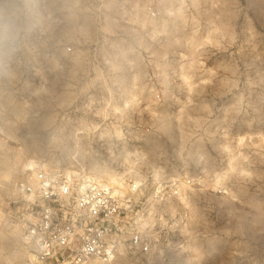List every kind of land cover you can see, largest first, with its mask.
<instances>
[{"label":"rangeland","instance_id":"374dc122","mask_svg":"<svg viewBox=\"0 0 264 264\" xmlns=\"http://www.w3.org/2000/svg\"><path fill=\"white\" fill-rule=\"evenodd\" d=\"M28 159L144 185L154 247L105 264H264V0H0V264Z\"/></svg>","mask_w":264,"mask_h":264},{"label":"built area","instance_id":"2783aa9c","mask_svg":"<svg viewBox=\"0 0 264 264\" xmlns=\"http://www.w3.org/2000/svg\"><path fill=\"white\" fill-rule=\"evenodd\" d=\"M156 170L146 178L150 202L179 197L190 184ZM143 188L28 159L18 167L2 225L13 227L23 246L21 264H105L146 255L154 243L143 219Z\"/></svg>","mask_w":264,"mask_h":264}]
</instances>
